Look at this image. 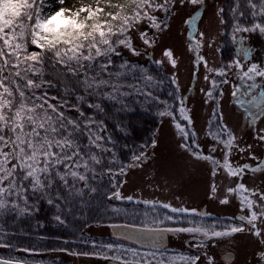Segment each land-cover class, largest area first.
Listing matches in <instances>:
<instances>
[{
	"label": "snow or ice",
	"instance_id": "snow-or-ice-1",
	"mask_svg": "<svg viewBox=\"0 0 264 264\" xmlns=\"http://www.w3.org/2000/svg\"><path fill=\"white\" fill-rule=\"evenodd\" d=\"M56 2L61 7L50 11L49 0H0V217L7 214L17 217L31 215L40 199L55 205L59 212L61 205L57 201L66 203L68 197H83L85 190L95 194L97 188L92 181L99 176L105 173L110 177L124 175L126 168L138 167L137 162L146 159V153L134 154L133 162L121 166L118 171L101 167L104 164L102 154L112 153L108 162H116L114 150L109 147L114 141L105 135L107 127L96 115L105 113V101L119 105V110L124 111L130 107L129 98L143 97L145 103L155 101L165 105L159 116L176 119L172 106L154 94L153 89L158 88L162 81H157L139 65L126 60L117 65L114 60V57L121 56L122 49H127L133 56L140 55L134 45V34H138L144 45L152 47L155 41L149 37L148 31L141 29V25H147L157 33L164 31L167 25L155 13L171 15L176 0H79L78 7H63L65 0ZM185 2L194 6L204 4V0H180L181 4ZM246 4L252 10L254 22L246 26L237 20L232 30V40L240 46L245 60L250 56V49L244 47V37L239 34L258 32L264 36V22L255 19L264 17V0H259V3L246 0ZM223 11L219 9L218 14ZM233 14L234 17L243 15L239 11V3ZM195 19L187 23L191 26ZM200 36L202 40L203 34ZM201 46L199 43L195 48L189 45L193 51ZM164 56L173 67L176 66L171 50H165ZM201 61L213 77L205 76L211 84L207 98H215L214 91L220 84L229 83L227 76L235 68L241 84L233 85V98L250 115L264 116V83H257V78L264 81V67L251 63L245 70L241 60L236 58L230 65L214 69L197 55L196 64ZM155 63L160 65L163 62ZM49 67L53 69L51 78H48ZM172 82L176 83L174 77ZM242 87L246 90L242 91ZM51 89H57V93L53 94ZM255 89L261 90L252 95ZM220 94L223 95L222 92ZM88 110H93V114ZM178 111L180 117L191 125L182 98ZM174 126L185 141L190 136L195 137V133L186 131L180 123ZM210 135L216 144L223 146L222 164L212 155L196 151L199 145L194 139V146L182 143L180 147L196 159L212 163L213 175L217 167L226 170L231 177L241 175L245 169L253 173L264 171V163L257 167H232L229 157L236 138L226 126H221L218 132H210ZM258 138L264 141V135ZM152 147H156L155 141ZM209 151L215 152L216 147ZM112 187L116 190L108 199L143 204L151 209V213L145 212L139 223L111 225L113 229H122L114 235L118 240L126 241L127 246L109 243L103 246L107 251L96 253L110 264H198L201 255L205 257L206 264H215L214 257L206 252L169 254L164 245L168 234H188L191 237L187 241L188 246L196 249H206L210 241L246 231L264 243V228L259 226L264 223V192L248 189L242 183L235 189H227V194L235 193L240 199L241 211L247 210L248 215L236 218L241 225L228 224L219 230L216 223L205 224L202 219H194L208 216L206 212L125 197L119 190L122 184L113 183ZM211 191L216 193L215 185ZM220 202L227 204L229 201L225 198ZM159 209L167 212L160 213ZM54 219L64 223L60 215ZM3 235L6 234L0 229V248H11ZM224 259L230 262L232 257L227 255ZM259 259L264 262V252L259 253ZM0 264L24 262L0 258Z\"/></svg>",
	"mask_w": 264,
	"mask_h": 264
},
{
	"label": "rangeland",
	"instance_id": "rangeland-1",
	"mask_svg": "<svg viewBox=\"0 0 264 264\" xmlns=\"http://www.w3.org/2000/svg\"><path fill=\"white\" fill-rule=\"evenodd\" d=\"M228 2L229 0H204L202 6H194L187 2L181 4L180 0H176L171 15H165L162 12L155 13L161 19L166 18L167 27L158 33L150 29L149 37L155 41L152 47L144 45L138 34H134V45L140 55L133 56L127 49L121 50L122 54L130 60L141 64L149 61H162L163 63L160 65L172 78H175L176 86L180 91V99H183L184 107L188 110V116L192 121L189 125L188 121L182 119L177 111H173L176 117L175 121L172 117H162L156 133V147L153 148L151 145L146 151L147 162L145 159L142 162H137L139 163L138 167L126 168V174L122 175V183H120L122 187L119 190L123 196L170 204H174L176 200L179 201L178 199L181 197L198 205L207 201L206 196L212 179L210 176L211 166L207 161L196 159L180 147L182 143L191 146L192 137L190 136L185 141L178 134L174 126L175 123H180L186 131L195 133V136H198L197 144L210 154L224 153L223 146L216 144L210 132H218L215 124L226 126L236 138L235 146L231 150V161L235 167L243 164L256 165L258 156L264 155V141L258 138L260 135H264V116L250 115L246 112L245 107L239 106L233 98V85L241 84L235 74V68L227 76L229 83L220 84L219 88L214 91L215 98L209 99L206 93L211 89V84L205 80V76L208 75L210 79L213 77L206 71L203 61L199 65L196 64V56L199 55L204 58V61H207L208 67L214 69L226 67L236 58L241 60L245 70L251 63H257L264 67V36L258 32L239 34L244 37V47L250 49V56L247 60L240 51V46L234 42L235 57L229 64L222 65L221 47L226 34L224 13ZM76 3L77 0H65L62 6L73 7L76 6ZM59 6L61 7V5ZM221 8L224 11L218 14V10ZM194 17L196 18L195 22L190 26L187 21ZM221 19H223V23ZM141 29L146 31L148 27L141 25ZM200 34H203L202 40ZM190 35L192 39H190ZM197 43L202 46L196 51L190 50L189 45L191 44L195 48ZM165 50L173 52V58L176 61L175 67L164 56ZM214 78L222 79V77ZM257 83H264V81L257 78ZM244 90L246 89L242 87V91ZM260 90H253L252 95H256ZM221 92L223 95L220 94ZM250 98L246 97V99ZM217 100L219 101L218 105ZM229 111L238 117L237 121L230 118ZM213 146L216 147V151L210 152L209 150ZM200 167H203L201 173L199 172ZM259 180L263 181L257 185ZM249 183L256 191L264 192V176L251 178ZM195 187L199 189L196 190ZM118 201L120 202V200ZM213 209L222 213L230 212L229 208L220 209L214 205ZM86 234L92 239L110 240L111 244L122 243V240L113 236L111 224H94L86 229ZM236 241L235 248L239 263H248L252 254L255 253L254 251L261 246L248 236H239ZM100 252H105V249H99ZM73 253L63 250L47 255L50 258L67 261L68 264H109L108 260L102 259L96 254Z\"/></svg>",
	"mask_w": 264,
	"mask_h": 264
},
{
	"label": "trees",
	"instance_id": "trees-1",
	"mask_svg": "<svg viewBox=\"0 0 264 264\" xmlns=\"http://www.w3.org/2000/svg\"><path fill=\"white\" fill-rule=\"evenodd\" d=\"M255 2L259 3V0H255ZM237 3H239V11L243 15L234 17L233 9ZM76 6H79V0H77ZM59 7L55 0H49L48 10L51 11ZM251 11L246 0H229L224 13L226 34L221 47L222 65L229 64L235 57V44L232 40L234 24L238 20L242 25H251L254 22ZM255 19L264 22V17H256ZM161 20L165 23L166 18ZM146 31L150 33L149 28ZM114 60L117 65L124 60L139 65L145 68L157 81H162L158 88L153 89L154 94L160 101H166L171 105L172 111L178 112L180 91L176 83L172 82V77L165 68L157 65L155 61L144 64L132 61L122 52L121 56L114 57ZM47 71L48 78H51L53 69L49 67ZM51 92L56 94L57 89H51ZM128 103L129 109L121 111L119 105L105 101V113L96 114L107 127L105 135L111 136L114 141L109 147L114 150L116 162L112 164L108 162L112 158V153L102 154L104 155L102 168L111 167L118 171L121 166L133 162L132 156L134 154L146 153L156 139V133L162 120L158 113L164 109L165 105L155 101L145 103L143 97L129 98ZM88 111L93 114V110ZM71 114L75 115V113ZM121 178L122 175L110 177L107 173L99 176L92 181L97 188L95 194H90L85 190L83 197H68L66 203L57 201L61 205L59 212L55 205H49L45 199H40L31 215L17 217L15 214H7L0 217V229L6 234L3 235V239L12 245L11 248H0V258L16 259L23 261L24 264H68L67 261L50 258L47 254L62 252L63 250L82 255L99 253V249L109 244L110 240L92 239L86 234V229L94 226V224L104 225L107 223L113 225L125 220L120 211L114 212L112 210L114 208L121 209L120 202L114 198L108 199V196L116 190L112 187L113 183L119 186L122 183ZM61 192L67 196L62 189ZM128 205L127 202L126 208L129 207ZM56 215L61 216L64 220L63 224L54 219ZM127 218L132 219L129 216ZM114 245L116 244L114 243ZM25 249L27 251H24Z\"/></svg>",
	"mask_w": 264,
	"mask_h": 264
},
{
	"label": "flooded vegetation",
	"instance_id": "flooded-vegetation-1",
	"mask_svg": "<svg viewBox=\"0 0 264 264\" xmlns=\"http://www.w3.org/2000/svg\"><path fill=\"white\" fill-rule=\"evenodd\" d=\"M218 124L220 123L218 122ZM215 126L217 130L219 131L221 126L219 125L217 126L216 124ZM191 139H192L191 146H194L193 139H194L195 144H197V141H198L197 135L194 138L192 137ZM196 151H199L204 155H212L215 160L220 161L221 164L223 163L224 153L222 154L221 152H217L216 154H210V153L205 152V150L201 148L200 146L198 149H196ZM229 162L233 168L242 167L243 165H246V164H243L241 166L238 165L235 167L233 162L231 161V155L229 157ZM208 163L211 166L210 176L212 179L209 184V192L206 196L207 201H204V203H202L201 205H198V204H192L188 199L186 198L184 199L181 197L178 200L181 201L182 203L178 204L176 202H179V201L176 200L174 204L173 203L171 204L175 207L183 206V207H187L190 209L195 208L198 211L208 213L209 215L206 217H203V218L196 217L194 219L196 220L202 219L205 224L216 223L218 225V230L222 228L224 225H228V224L241 225V221L236 218L241 215H248V212L247 210L243 212L241 211V204H240L239 197L235 193L231 195L227 194V189L229 188L235 189L237 185L241 183L244 184L246 188L253 189L249 183L250 179L251 178L255 179L258 176L263 177L264 171L253 173L245 169V171L241 175L231 177L227 174L226 170H224L223 168L217 167L215 171V175H213L214 166L212 163L210 162ZM256 163H257L256 165H249V164L247 165H249L250 167H257L260 163H264V155L258 156ZM262 181L263 180H259L257 185H260ZM213 185H215L217 189L215 194H213L211 191ZM225 198H227L229 202L227 204H222L220 201ZM251 198L256 199V197H251ZM127 202L129 204L128 205L129 207L126 208ZM120 204H121L120 212L122 213L125 220H123L122 222L118 224L139 223V221L144 218L145 212L151 213V209L146 208L145 205L143 204H137L134 202H129L127 200H120ZM213 205L220 209L229 208L230 212L222 213L217 210H214ZM159 212L165 213L167 212V210L159 209ZM127 216H129V218L132 217V219L129 220ZM242 226L246 228L248 227L247 225H242ZM259 226L261 228H264V223H260ZM239 236L251 237L256 243L261 244V246L254 251L255 253L252 254L248 263L249 264H264V262H262L259 259V253L264 252V243H261L259 238L251 235L247 231L243 233L234 234L231 237L210 241L209 247L206 249H196V248L189 247L187 244V241H189L191 237L188 234H180V235L168 234L167 235V246H165V248L169 252V254L184 253L187 255H196V254H202L206 252L208 255L214 257L215 264H240V263L245 264L243 262L239 263V260L237 261V253H236L235 245L237 243L236 240L239 238ZM121 244H124L125 246H127V242L124 240H122ZM227 255H231L232 257V260L230 262L224 259V257ZM198 264H206V259L203 255H201V260L198 262Z\"/></svg>",
	"mask_w": 264,
	"mask_h": 264
},
{
	"label": "water",
	"instance_id": "water-1",
	"mask_svg": "<svg viewBox=\"0 0 264 264\" xmlns=\"http://www.w3.org/2000/svg\"><path fill=\"white\" fill-rule=\"evenodd\" d=\"M147 160H148V158L145 159V162H147ZM115 225H122V224H118V223H116ZM120 231H122V229H119V228H117V229H113V228L111 227V232H112L113 236H115V235H114V232H120ZM115 238L117 239L116 236H115ZM164 245L167 246V235H166V238H165V240H164ZM109 264H110V261H109Z\"/></svg>",
	"mask_w": 264,
	"mask_h": 264
},
{
	"label": "bare ground",
	"instance_id": "bare-ground-1",
	"mask_svg": "<svg viewBox=\"0 0 264 264\" xmlns=\"http://www.w3.org/2000/svg\"><path fill=\"white\" fill-rule=\"evenodd\" d=\"M229 114H230V118H231L233 121H234V120L237 121V118H238L237 116H235L231 111H229ZM166 135H167V134H166ZM166 135H165V137H167ZM202 170H203V167H200V168H199V172L202 171ZM200 173H201V172H200ZM195 188H196V190L199 189V188H197V187H195Z\"/></svg>",
	"mask_w": 264,
	"mask_h": 264
}]
</instances>
